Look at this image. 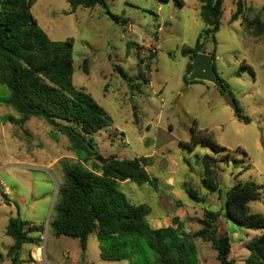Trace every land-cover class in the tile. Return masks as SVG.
Listing matches in <instances>:
<instances>
[{
    "label": "rangeland",
    "instance_id": "1",
    "mask_svg": "<svg viewBox=\"0 0 264 264\" xmlns=\"http://www.w3.org/2000/svg\"><path fill=\"white\" fill-rule=\"evenodd\" d=\"M182 2L104 0L93 9L71 13L68 0H37L31 13L52 41H73V83L90 93L111 119L95 135L99 157L153 158L147 172L154 185L130 182L120 185L121 192L131 204L150 207V221L154 215L166 220L179 212L183 229L194 235L203 228L207 211L225 212L226 194L237 184L262 187V199L248 207L250 214L264 217V33L256 36L248 25L255 19L264 24V0H241L240 13L237 0H223L219 32L201 39L203 51L216 58L217 75L229 84L240 114L250 123L235 115L217 87L185 79L191 60L183 48L195 47L205 24L202 0ZM9 95L0 85V178L8 189L7 196L0 190V264H15L7 258L14 241L6 229L17 217L43 228L33 235L35 245L23 247L17 264H130L103 261L97 231L89 235L86 251L79 239L51 233L65 170L78 165L98 170L97 156L43 119L33 117L23 127L10 120L21 115L7 104ZM194 129L230 150V162H224L226 152L183 147ZM205 155L216 159L209 177L221 193L202 188ZM174 173L171 188L167 183ZM186 186L200 191L202 201L190 198ZM176 204L184 209L179 211ZM216 227L219 236L230 239L232 264H244L247 245L262 235L224 218ZM194 242L198 264H222L213 243L201 238Z\"/></svg>",
    "mask_w": 264,
    "mask_h": 264
},
{
    "label": "trees",
    "instance_id": "2",
    "mask_svg": "<svg viewBox=\"0 0 264 264\" xmlns=\"http://www.w3.org/2000/svg\"><path fill=\"white\" fill-rule=\"evenodd\" d=\"M36 1L0 0V85L9 90L7 104L21 115L20 120H10L23 127L33 117L43 119L72 143L97 156L98 161L95 135L108 128L111 119L90 93L74 85L73 41L55 42L48 37L31 13ZM176 1L183 6L182 0ZM68 2L71 13L78 8L93 9L104 4V0ZM237 8L240 13L243 9L241 0H237ZM200 14L205 29L195 47L183 48V54L191 60L185 79L193 70L194 57L206 54L201 43L203 35L219 32L223 0H202ZM248 25L255 30L256 36L264 33L261 20L249 21ZM140 62L143 64L144 60L140 59ZM84 71L88 73V60H85ZM219 81L221 94L231 93L229 84L220 77ZM236 116L246 123L251 122L240 113ZM192 133L191 141L183 143V147L191 151L197 147L210 148L216 155L226 152L224 162H230V150L217 145L209 134L204 137L197 129ZM151 162L152 158L147 157L128 160L113 156L103 163L98 161V170L79 165L66 169L49 224L51 233L56 237L79 239L82 250L86 251L89 235L97 231L101 259L130 264H198L194 238H201L213 243L222 264H232L228 259L230 239L227 235L219 236L216 227L219 219L224 218L241 228L262 232L261 237L247 245L249 256L244 264H264V217L250 214L248 207L251 202L262 199V187L252 184L232 187L226 194L225 212L207 211L201 221L203 228L194 235L183 229L179 218L173 219V226L156 229L148 220L151 209L146 205L131 204L120 190L121 183L128 181L153 186L155 180L147 172ZM202 163L207 172V177H201L202 188L210 194L221 193L216 180L209 177L213 175L211 163H216V159L205 155ZM186 191L190 198L202 201L200 191L190 186ZM42 231L41 226L20 217L10 219L6 235L14 244L7 258L17 264L23 247L35 245L37 240L33 235Z\"/></svg>",
    "mask_w": 264,
    "mask_h": 264
},
{
    "label": "water",
    "instance_id": "3",
    "mask_svg": "<svg viewBox=\"0 0 264 264\" xmlns=\"http://www.w3.org/2000/svg\"><path fill=\"white\" fill-rule=\"evenodd\" d=\"M193 70L189 74V81H199L210 83L216 86L218 89H221L222 84L219 81V77L216 73L215 69V59L208 54H197L192 62ZM225 101L229 105V107L234 111L235 115H239V106L235 99V97L228 93L225 95ZM98 161L103 163L105 161L104 158L98 157Z\"/></svg>",
    "mask_w": 264,
    "mask_h": 264
},
{
    "label": "crops",
    "instance_id": "4",
    "mask_svg": "<svg viewBox=\"0 0 264 264\" xmlns=\"http://www.w3.org/2000/svg\"><path fill=\"white\" fill-rule=\"evenodd\" d=\"M192 83V82H191ZM204 83V82H203ZM216 87V86H215ZM147 158H150V157H147ZM153 159V158H152ZM151 165H152V162H151ZM150 165V166H151ZM149 166V167H150ZM149 174V173H148ZM176 174L177 173H174L173 175L174 176H171V178L168 180V183H167V186L168 187H171L172 188V186L175 184V182H176ZM121 184H130V182L128 181V182H124V183H121ZM138 184V183H137ZM146 184H148V183H146ZM139 186H143V185H145V184H143V185H140V184H138ZM150 185V184H149ZM189 187V186H188ZM186 189H187V186H186ZM186 189H185V191H186ZM186 193H187V191H186ZM5 196H7V194L5 195ZM165 199H161L160 201L161 202H163ZM177 205V207H178V209H179V211H180V209H184L183 208V206L182 205H180V204H176ZM138 206V205H137ZM150 208V207H149ZM151 209V208H150ZM153 213V211H152V209H151V213H150V216H151V214ZM179 212H176V215L173 217V218H167L166 220H162L161 219V217H159V216H155L154 215V219H153V221H150L149 220V217H148V220H149V222H150V224L154 227V228H156V229H160V228H163V227H169V226H173V219L174 218H181L180 216V214H178ZM180 221L181 222H183V220L182 219H180ZM37 226V225H36Z\"/></svg>",
    "mask_w": 264,
    "mask_h": 264
},
{
    "label": "built area",
    "instance_id": "5",
    "mask_svg": "<svg viewBox=\"0 0 264 264\" xmlns=\"http://www.w3.org/2000/svg\"><path fill=\"white\" fill-rule=\"evenodd\" d=\"M0 190L2 191V193L4 195H6L7 192H8V189H7L6 185H5V183L1 180V178H0Z\"/></svg>",
    "mask_w": 264,
    "mask_h": 264
}]
</instances>
